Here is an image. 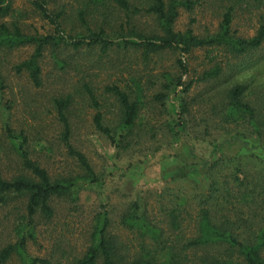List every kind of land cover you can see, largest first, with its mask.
<instances>
[{
    "label": "rangeland",
    "instance_id": "rangeland-1",
    "mask_svg": "<svg viewBox=\"0 0 264 264\" xmlns=\"http://www.w3.org/2000/svg\"><path fill=\"white\" fill-rule=\"evenodd\" d=\"M190 1L194 3L189 10L177 7L174 30L190 28L197 36L214 34L227 9L231 15L229 32L236 37L249 38L260 25L264 26V0ZM132 2L138 7H145L140 6L143 2ZM47 6L54 11L63 10L61 28L66 35H84L86 26L95 31L103 27L109 37H115L119 32V40L123 37L135 39L131 31L145 36L160 34L155 18L144 12L130 13L126 21V12L109 6L107 12L99 10L85 13L83 23L77 15L80 8L77 0H47ZM12 8V15L0 17V24L15 21L27 35L54 33L53 25L40 15L32 0H12ZM33 47L32 44H24L10 50H0V175L10 179L22 168L9 132L25 137L31 159L44 166L52 178L83 173L78 161L68 153L60 138L62 124L54 106L55 98L72 95L68 112L71 124L69 142L86 156L97 181L81 183L73 197H52L53 215L42 220L34 217L33 230L30 232L32 236L27 229L20 233L17 231L22 228L20 222L25 208L24 197L0 207V249L24 235L28 256L45 258L48 264H75V260L83 255L92 241L96 216L103 213L108 218V232L115 235L119 242V255L131 258L139 250L141 235L118 222L128 204L139 201L148 219L159 224L164 233L173 239L174 233L168 232L161 221L159 199L166 201L170 197L177 202L182 199L184 208L181 216L184 221L181 236L192 238L196 235V199L204 187L202 172L205 165L202 161L220 157L222 162L229 161L235 166L241 163L247 167L255 165L258 170L264 169V130L259 139L252 135L244 137L243 133L247 132L244 124H221L222 129H212L210 124L216 121L207 117L210 107L207 97L218 88L216 82L222 84L221 80L225 78L228 83L231 80H246L251 84V89L257 85V88L264 90V86L260 85L264 80V42L250 54L238 58H233L220 46H206L192 49L182 56L175 50H161L149 54L147 61L142 60L140 50L133 49L130 44L117 46L114 43L105 52H100L98 45L89 46L86 43L77 49L63 43L56 47L48 45L39 60L42 84L38 87L31 83L26 72H17L15 69L16 63L27 58ZM177 57H181L186 66L181 79L184 82L192 81L183 99L188 103V119H193L184 138L173 141L168 137V127L176 126L174 123L177 120L185 119L184 112H181L176 98H173L176 93L171 94L174 109L167 102H153L149 95L160 90L163 72L178 74ZM242 61L247 62L249 68L238 72L240 74L237 77L233 73V66ZM215 64L221 67L218 78L197 80L203 70ZM131 77L140 80L146 89L147 109L142 113L141 120L145 127L135 128L134 131L139 129L140 134L138 137L133 136L129 144L116 146L94 129L93 115L96 108L82 85L87 83L92 88L100 105L103 122L113 134L119 121V107L115 99L104 92V86L113 83L120 86L132 84ZM149 80L155 83L151 85ZM196 94L205 95L204 100L191 103L189 98ZM254 106L258 108L260 104L254 103ZM233 126L241 132L238 139L231 138L232 131L228 129ZM174 172L179 173V176L170 177L169 174ZM163 187L167 192L163 191ZM256 204L252 205L253 211L258 209L264 217V203L259 200ZM228 215L232 216L230 213ZM237 231L239 239H251L253 236L250 234L251 228L249 232L244 228ZM204 250L220 260H228V264H243L236 252L230 253L225 247L206 246ZM224 250L228 255L224 254ZM202 251L198 249L194 254L199 255ZM6 264H24V259L13 253ZM95 264H102L101 258Z\"/></svg>",
    "mask_w": 264,
    "mask_h": 264
},
{
    "label": "trees",
    "instance_id": "trees-1",
    "mask_svg": "<svg viewBox=\"0 0 264 264\" xmlns=\"http://www.w3.org/2000/svg\"><path fill=\"white\" fill-rule=\"evenodd\" d=\"M77 1L80 5L77 15L83 23H85V13L91 14L99 10L107 12L109 6H114L126 12L128 16L126 21L129 20L130 13L139 14L144 12L152 15L160 28V34L145 36L131 31L135 39L131 37L125 39L123 37L119 40V37H117L119 34L121 35L119 32L116 33L115 37H109L103 27L95 31L86 26L84 35H66L61 28L63 10L54 11L50 9L47 6V0H32L40 15L53 25L54 33L27 35L22 32L15 21H11L9 24L1 23L0 50H3L1 48L10 50L24 44L34 45L28 57L16 63L15 69L17 72H26L35 87L42 84L39 60L42 51L48 45L56 47L63 43L65 45L70 44L73 46L72 48L77 49L86 43L89 46L98 45L100 52H105L114 43L117 46H128L130 44L133 49H139L142 60L147 61L149 54L161 50H175L182 56L188 54L192 49L206 46H220L230 56L238 58L241 55L250 54L264 42L263 25H260L249 38L236 37L230 33L231 15L229 9L223 13L218 30L214 34L197 36L192 33L190 28L183 31L174 30L173 21L177 15V7L189 10L192 3H194L190 0H137L143 2L140 6L145 7H138L132 0ZM144 3L145 5H143ZM12 13V0H0V17L12 15ZM120 28L123 29L122 23H120ZM175 59L178 74L172 75L163 72L161 74L162 82H159L160 90L149 95V99L159 104L167 102L170 104L171 109H174L171 94L176 93L173 98H176L181 112H184L185 119L177 120L174 123L176 126L170 125L168 127V137L170 140L178 141L184 138L186 129L193 119H188L189 112L186 106L188 103H185L183 99L192 81L184 82L181 79L182 74L186 72V66L181 57ZM246 63L242 61L233 66V69H235L233 73L237 74V77L248 67ZM220 71L221 67L215 64L203 70L197 80L216 79ZM130 80L132 84H126L125 86L115 83L104 86V92L111 95L119 107V121L113 134L110 127L103 122V115L99 111L100 105L92 88L87 83L82 85L91 100V104L96 108L93 115L94 129L116 146L129 144V140L133 136H139L138 128L145 127V123L141 120L143 119L142 113L147 109L146 89L140 80L133 77ZM221 81L222 84L215 83L218 88L207 97V101L210 103L207 117L216 121L212 125L210 124L212 129H222L221 124L235 126L244 124L247 129V132L243 133L244 137L252 135L257 139L261 138L264 130V90L257 88V85H255V89H251V84L246 80L242 82L231 80L228 83V79L225 78ZM148 83L152 85L155 82L149 80ZM260 85L264 86V80ZM250 95H254L252 99ZM204 97L205 95L196 94L189 98V101L191 103L196 100V102H200L204 100ZM254 103H258L260 106L257 108ZM71 104L72 95L54 99L58 120L62 124L60 138L65 143L68 153L76 158L82 168L83 173L80 175L52 178L44 166L31 159L26 148L25 137L22 134L11 135L10 132L8 134L19 153L22 168L18 174L10 179L3 178L0 175V207L9 204L11 201L15 202L23 197L25 198L24 213H22L20 222L22 228L17 230L19 233L25 229L30 233L33 230V220L36 216L41 220L51 218L53 215L52 197H73L81 183L91 184L97 181V176L86 156L76 150L69 142L71 124L68 119V112ZM136 127H138V130L135 132ZM228 130L232 131L230 135L233 136L231 138L238 139L237 136L241 135V132L234 126L229 127ZM202 162L205 165L202 172L204 187L195 204L197 209L194 216L195 236L192 238L181 236L184 221L181 216V211L184 208L182 199L179 202L170 197L166 198V201L159 199L160 207L158 210L162 216L161 221L164 222L168 232L174 233L173 239L169 234L164 233L159 224L148 219L141 203L135 200L123 209L118 222L122 226L136 230L141 235L139 250L131 258L119 255V242L115 235L108 232V218L102 213L96 216L91 243L83 255L75 260V264H95L98 258H101L102 264L229 263L228 260H220L216 255L206 252L204 250L206 246L217 248L221 246L225 247V250L230 253L231 251L236 252L242 258L243 264H264V217L260 215L258 209L253 211L252 208V205H257L256 202L259 200L264 203V169L258 170L255 165L247 167V165L243 166L241 163H237L235 166L233 163L229 164V161L222 162L220 157ZM228 166L231 167L227 168ZM169 176L178 177L179 173L174 172ZM163 191H166V188ZM176 193H178V190ZM240 205L245 207L246 210H243ZM229 213L232 215L231 217H229ZM242 228L248 232L251 228L250 234L253 235L251 239L238 238L237 230H242ZM29 235L32 236V233ZM146 239H148V243H146ZM24 243L25 237L21 235L18 241L8 243L1 248L0 264H6L13 253L19 254L24 259V264L49 263L45 258L28 256ZM198 249L203 251L199 255L194 254ZM225 250L224 254L228 255Z\"/></svg>",
    "mask_w": 264,
    "mask_h": 264
}]
</instances>
